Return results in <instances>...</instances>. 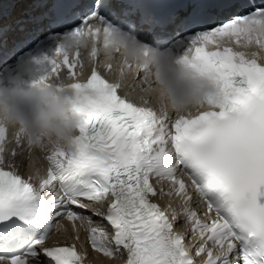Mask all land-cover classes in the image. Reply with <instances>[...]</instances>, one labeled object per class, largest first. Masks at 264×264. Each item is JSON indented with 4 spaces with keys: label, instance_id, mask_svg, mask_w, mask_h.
Wrapping results in <instances>:
<instances>
[{
    "label": "snow or ice",
    "instance_id": "6c2138e0",
    "mask_svg": "<svg viewBox=\"0 0 264 264\" xmlns=\"http://www.w3.org/2000/svg\"><path fill=\"white\" fill-rule=\"evenodd\" d=\"M33 8L43 11L26 13L21 30L47 21L61 31L37 42L55 38L57 46L51 57L32 59L38 80L31 83L71 81L80 124L71 154L33 146L0 126V264H82L85 253L74 243L47 244L62 220L73 231L78 222L93 251L122 264H264V204L257 202L264 196V0H33ZM129 42L146 56L166 51L206 81L214 90L210 110L173 119L140 95L130 99L149 87L145 64L121 95L133 65L120 60L110 81L116 55L103 71L97 64L101 49L119 54ZM82 49L90 74L78 58ZM9 131L11 152L4 147ZM21 145L46 153L38 185L19 171ZM153 181L167 182L165 194L188 205L183 215L195 243L175 230L176 210L155 202Z\"/></svg>",
    "mask_w": 264,
    "mask_h": 264
},
{
    "label": "clouds",
    "instance_id": "9594fccd",
    "mask_svg": "<svg viewBox=\"0 0 264 264\" xmlns=\"http://www.w3.org/2000/svg\"><path fill=\"white\" fill-rule=\"evenodd\" d=\"M65 47L71 53L75 45L67 41ZM100 51L101 66L116 55L111 49ZM118 59H126L133 65L129 75H134L141 64L149 66V87L140 96L148 99L158 111L166 110L179 116L210 110L207 97L214 90L206 81L175 63L174 56L166 51L157 50L146 56L143 50L129 42L120 48ZM33 80H38L34 70L24 73L19 83L0 78V126L20 132L22 139L33 146L39 143L48 151L71 154L80 124V117L74 110L77 103L74 92L67 87L71 81L63 79L33 86ZM57 83L64 87H57Z\"/></svg>",
    "mask_w": 264,
    "mask_h": 264
},
{
    "label": "bare ground",
    "instance_id": "6f19581e",
    "mask_svg": "<svg viewBox=\"0 0 264 264\" xmlns=\"http://www.w3.org/2000/svg\"><path fill=\"white\" fill-rule=\"evenodd\" d=\"M68 234H69V233L64 234L63 236L65 237V236H67ZM96 262H97L98 264H101V263H109V261H106V260L101 259V258H100V259L98 258V259L96 260Z\"/></svg>",
    "mask_w": 264,
    "mask_h": 264
}]
</instances>
